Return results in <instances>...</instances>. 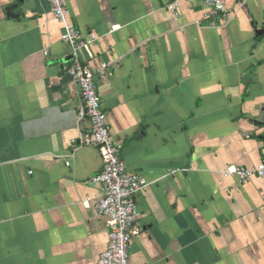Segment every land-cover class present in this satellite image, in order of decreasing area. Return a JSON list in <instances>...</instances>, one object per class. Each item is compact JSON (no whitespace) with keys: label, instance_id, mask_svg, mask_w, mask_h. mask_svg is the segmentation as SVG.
<instances>
[{"label":"crops","instance_id":"0c3cea01","mask_svg":"<svg viewBox=\"0 0 264 264\" xmlns=\"http://www.w3.org/2000/svg\"><path fill=\"white\" fill-rule=\"evenodd\" d=\"M62 1L98 38L80 58L108 64L109 133L148 183L129 264H264V182L221 175L264 161V0H226L224 20L198 0ZM62 33L46 0H0V264H95L106 250L102 161L78 145L90 126Z\"/></svg>","mask_w":264,"mask_h":264},{"label":"built area","instance_id":"2783aa9c","mask_svg":"<svg viewBox=\"0 0 264 264\" xmlns=\"http://www.w3.org/2000/svg\"><path fill=\"white\" fill-rule=\"evenodd\" d=\"M46 1L54 20L63 27L60 39L69 46L72 55L71 63L64 68V71L79 86L80 116L86 119L90 126L89 137L78 145L95 147L102 161V170L93 178V182L102 187V197L95 205V210L97 216L104 220L107 246L95 264H129L128 250L131 238L141 233L140 228L134 227L138 216L135 197L148 186V183L141 176L128 172L121 158L122 145L114 141L109 133L96 87L97 76L104 78L107 75L108 64H101L96 72L80 58V52L85 54L87 60L93 58L91 46L97 41V36L89 34L83 38L80 35L75 26L69 22L70 14L62 0ZM198 1L209 10L215 20L225 19L226 0ZM175 8L176 3L170 7L171 10ZM221 175L223 178H235L240 183H246L252 177H258L264 182V161L253 169L229 166L221 172Z\"/></svg>","mask_w":264,"mask_h":264},{"label":"water","instance_id":"95a60500","mask_svg":"<svg viewBox=\"0 0 264 264\" xmlns=\"http://www.w3.org/2000/svg\"><path fill=\"white\" fill-rule=\"evenodd\" d=\"M19 3H23L25 0H17ZM18 8V4H13L10 5L6 8L5 12H6V17L7 18H12V19H18L19 18V14H16L15 11Z\"/></svg>","mask_w":264,"mask_h":264}]
</instances>
